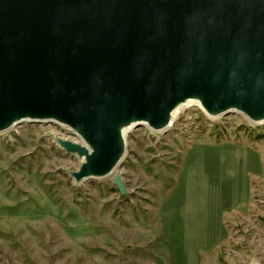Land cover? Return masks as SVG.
<instances>
[{"label": "water", "instance_id": "water-1", "mask_svg": "<svg viewBox=\"0 0 264 264\" xmlns=\"http://www.w3.org/2000/svg\"><path fill=\"white\" fill-rule=\"evenodd\" d=\"M198 102L264 123V0H0V134L54 123L76 183L121 165L126 137ZM121 195L127 189L114 176Z\"/></svg>", "mask_w": 264, "mask_h": 264}, {"label": "rangeland", "instance_id": "rangeland-1", "mask_svg": "<svg viewBox=\"0 0 264 264\" xmlns=\"http://www.w3.org/2000/svg\"><path fill=\"white\" fill-rule=\"evenodd\" d=\"M54 123L0 134V264H264V123L180 110L131 129L114 174L76 183ZM121 175V195L114 176Z\"/></svg>", "mask_w": 264, "mask_h": 264}, {"label": "bare ground", "instance_id": "bare-ground-1", "mask_svg": "<svg viewBox=\"0 0 264 264\" xmlns=\"http://www.w3.org/2000/svg\"><path fill=\"white\" fill-rule=\"evenodd\" d=\"M194 104L199 105L198 102H194ZM199 106H200V105H199ZM181 109H182V108H179V109L174 113V119H176V117H177V115H178V113L180 112Z\"/></svg>", "mask_w": 264, "mask_h": 264}]
</instances>
